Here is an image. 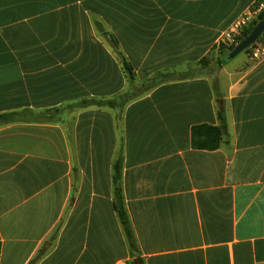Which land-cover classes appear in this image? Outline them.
I'll use <instances>...</instances> for the list:
<instances>
[{
    "label": "crops",
    "instance_id": "obj_1",
    "mask_svg": "<svg viewBox=\"0 0 264 264\" xmlns=\"http://www.w3.org/2000/svg\"><path fill=\"white\" fill-rule=\"evenodd\" d=\"M257 1L0 0V264H264V58L219 55Z\"/></svg>",
    "mask_w": 264,
    "mask_h": 264
},
{
    "label": "trees",
    "instance_id": "obj_2",
    "mask_svg": "<svg viewBox=\"0 0 264 264\" xmlns=\"http://www.w3.org/2000/svg\"><path fill=\"white\" fill-rule=\"evenodd\" d=\"M262 19H264V11L259 16V21H261ZM256 24H257L256 22L250 24V26L244 30V32L242 34V38L240 40L245 38L254 29ZM235 47L236 46L227 47L221 42V44L219 45V55H221V57L224 58V60H226L229 57V55L231 54V52L234 50ZM248 51H250V49L245 51V53H247ZM220 60H221V58H220ZM122 63H123L124 69L128 75L129 80L130 81L134 80L133 71L130 68V66L128 65V63L125 60H122ZM112 103L113 102H111V101H105V100H85V101L81 102L80 104H78V107H81V108H86L89 106H100V107H102V106H110V105H112ZM219 118H220L221 123L217 127L201 126V127H197L194 129V131H193V142H194L195 147H198L199 149H208V150H216L220 147L222 140L229 135V131H228V125H227L226 118L222 112L219 114ZM0 120L4 121V122L12 121L13 120V114L0 115ZM115 180L118 183V181H119V175L118 174L115 177ZM117 189H118V195L120 196L121 190H120V188H117ZM118 211H119V217H120L121 222L124 226L128 240L132 245L134 242V238L132 236V231L130 228L129 219H128V216H127V214L124 210V207L122 205V201H120V200H119V204H118Z\"/></svg>",
    "mask_w": 264,
    "mask_h": 264
},
{
    "label": "built area",
    "instance_id": "obj_3",
    "mask_svg": "<svg viewBox=\"0 0 264 264\" xmlns=\"http://www.w3.org/2000/svg\"><path fill=\"white\" fill-rule=\"evenodd\" d=\"M264 11V0L255 2L249 11L240 18L232 30L227 34L222 43L227 47L237 46L241 42L244 30L252 23L259 22V16ZM250 58L253 62H259L264 58V34L250 48Z\"/></svg>",
    "mask_w": 264,
    "mask_h": 264
},
{
    "label": "water",
    "instance_id": "obj_4",
    "mask_svg": "<svg viewBox=\"0 0 264 264\" xmlns=\"http://www.w3.org/2000/svg\"><path fill=\"white\" fill-rule=\"evenodd\" d=\"M264 34V19L259 21L254 29L241 40V42L234 48V50L229 55V59L237 57L239 54L247 51L254 45Z\"/></svg>",
    "mask_w": 264,
    "mask_h": 264
},
{
    "label": "rangeland",
    "instance_id": "obj_5",
    "mask_svg": "<svg viewBox=\"0 0 264 264\" xmlns=\"http://www.w3.org/2000/svg\"><path fill=\"white\" fill-rule=\"evenodd\" d=\"M243 54V53H242ZM241 56V54H239L237 57Z\"/></svg>",
    "mask_w": 264,
    "mask_h": 264
}]
</instances>
